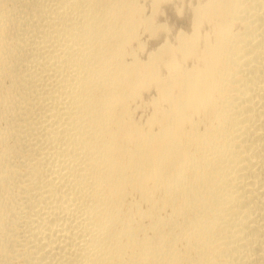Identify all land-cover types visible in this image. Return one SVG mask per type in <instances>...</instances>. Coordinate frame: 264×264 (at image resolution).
<instances>
[{"label": "bare ground", "instance_id": "bare-ground-1", "mask_svg": "<svg viewBox=\"0 0 264 264\" xmlns=\"http://www.w3.org/2000/svg\"><path fill=\"white\" fill-rule=\"evenodd\" d=\"M0 264H264V0H0Z\"/></svg>", "mask_w": 264, "mask_h": 264}]
</instances>
